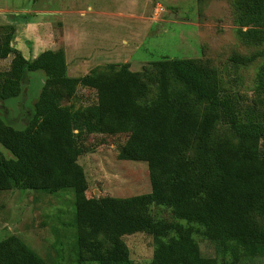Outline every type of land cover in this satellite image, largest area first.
<instances>
[{
    "label": "trees",
    "instance_id": "16d2710c",
    "mask_svg": "<svg viewBox=\"0 0 264 264\" xmlns=\"http://www.w3.org/2000/svg\"><path fill=\"white\" fill-rule=\"evenodd\" d=\"M233 2L240 36L263 43L264 0ZM15 31L13 24L0 25V60L13 55L9 69L0 71V101L24 96L33 71L43 70L46 79L24 127L0 116V190H72L78 264H132L123 237L141 232L153 238L161 264H241L264 256L263 107L246 103L217 68L194 58L163 56L139 71L129 62L109 63L71 76L62 48L27 58L11 43ZM258 82L261 96L264 65ZM79 85L95 90L96 101L77 105ZM94 133L127 135L118 158L147 163L149 192L87 195L78 159L89 151L83 137ZM154 206L169 209L173 220L155 216ZM197 235L220 256L204 255ZM0 264L56 262L7 234L0 239Z\"/></svg>",
    "mask_w": 264,
    "mask_h": 264
},
{
    "label": "rangeland",
    "instance_id": "374dc122",
    "mask_svg": "<svg viewBox=\"0 0 264 264\" xmlns=\"http://www.w3.org/2000/svg\"><path fill=\"white\" fill-rule=\"evenodd\" d=\"M233 1L0 0V25L15 26L11 43L27 58L45 49L62 48L71 76L103 69L109 63L129 62L132 70L139 71L163 56L194 58L217 68L230 81L227 87L243 94L246 103L256 101L264 108V92L257 95L264 42L240 36ZM236 55L254 60L236 64L231 61ZM12 58L0 60V71L9 69ZM45 79L43 70L31 72L24 96L0 101V116L16 128L24 127L26 111L34 108ZM96 98L95 90L78 86L77 105L86 106ZM126 138L125 134L102 133L83 137L89 151L78 162L88 179V196L128 197L151 190L147 163L118 158L117 148ZM2 150L12 156L6 148ZM73 196L72 190H0V239L16 234L47 260L78 264L73 254L75 227H71ZM152 213L173 220L167 208L154 206ZM123 238L132 264H161L154 259L150 235L141 232ZM196 238L204 255L220 256L210 240L201 235ZM241 264H264V256L243 259Z\"/></svg>",
    "mask_w": 264,
    "mask_h": 264
},
{
    "label": "water",
    "instance_id": "95a60500",
    "mask_svg": "<svg viewBox=\"0 0 264 264\" xmlns=\"http://www.w3.org/2000/svg\"><path fill=\"white\" fill-rule=\"evenodd\" d=\"M170 17H173L172 14H170Z\"/></svg>",
    "mask_w": 264,
    "mask_h": 264
}]
</instances>
